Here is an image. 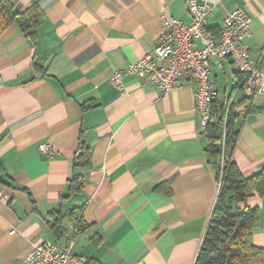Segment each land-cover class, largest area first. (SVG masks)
<instances>
[{
  "label": "crops",
  "instance_id": "1",
  "mask_svg": "<svg viewBox=\"0 0 264 264\" xmlns=\"http://www.w3.org/2000/svg\"><path fill=\"white\" fill-rule=\"evenodd\" d=\"M10 1L23 10L35 0ZM38 2L35 43L16 24L0 36V168L9 184H0V264H25L42 242L71 246L88 264H193L218 191L193 81L182 75L162 92L133 76L122 74L121 87L109 79L151 53L164 13L190 21L187 0ZM240 7L251 17L245 42L257 58L264 0H218L206 30L216 36ZM209 77L226 100L241 74L224 58L210 62ZM235 127L233 160L248 177L264 165V108L242 112ZM80 138L90 146L86 167L73 162ZM42 141L50 155L38 149ZM73 174L84 184L62 199ZM242 205L259 208L252 242L264 248V198ZM58 211L57 235L50 213Z\"/></svg>",
  "mask_w": 264,
  "mask_h": 264
},
{
  "label": "built area",
  "instance_id": "2",
  "mask_svg": "<svg viewBox=\"0 0 264 264\" xmlns=\"http://www.w3.org/2000/svg\"><path fill=\"white\" fill-rule=\"evenodd\" d=\"M218 0H187L189 22L164 13L161 19L163 29L151 53L123 71H114L110 81L117 87L122 85V74L145 81L162 92L171 90L180 83L182 75L193 81L195 87V108L203 128L211 117V102L217 97V90L209 77L210 62L221 65L229 58L242 78L226 98V109L242 98L264 97V44L259 56L253 58L246 39L250 36L251 17L244 8L228 12L216 36L206 30L207 18L212 14ZM201 46L197 47L195 41ZM235 109H239L238 107ZM38 149L50 155L51 144L38 143ZM221 181H217L218 188ZM6 196V195H4ZM25 264H87L88 258L77 255L72 247L62 248L58 242L35 244L23 257Z\"/></svg>",
  "mask_w": 264,
  "mask_h": 264
},
{
  "label": "trees",
  "instance_id": "3",
  "mask_svg": "<svg viewBox=\"0 0 264 264\" xmlns=\"http://www.w3.org/2000/svg\"><path fill=\"white\" fill-rule=\"evenodd\" d=\"M43 18L44 10L38 0L23 10L16 9L10 0H0V36L10 25L16 24L24 36L35 43ZM235 107L239 109L236 110ZM263 108L264 100L254 105L253 97L241 98L228 109L224 98L217 96L211 102V117L204 128L205 150L207 162L221 185L193 264H264V248L252 242L260 210L256 206L242 205L248 197L255 194L264 198V165L255 174L245 177L233 160L239 137V131L235 127L236 120L242 112H257ZM89 160L90 146L80 138L73 162L79 167H86ZM0 184L9 185L2 176L1 168ZM83 184L84 176L73 174L68 181L67 192L61 198H69L80 191ZM73 212L71 213L76 217L78 227H81L82 219L77 212ZM50 215L53 232L57 235L62 233V213L58 211Z\"/></svg>",
  "mask_w": 264,
  "mask_h": 264
},
{
  "label": "bare ground",
  "instance_id": "4",
  "mask_svg": "<svg viewBox=\"0 0 264 264\" xmlns=\"http://www.w3.org/2000/svg\"><path fill=\"white\" fill-rule=\"evenodd\" d=\"M249 99V98H248Z\"/></svg>",
  "mask_w": 264,
  "mask_h": 264
}]
</instances>
